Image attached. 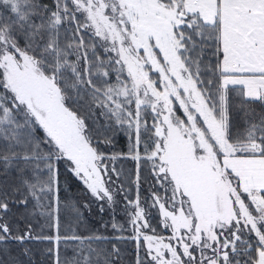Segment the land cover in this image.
I'll list each match as a JSON object with an SVG mask.
<instances>
[{"label":"snow or ice","instance_id":"1","mask_svg":"<svg viewBox=\"0 0 264 264\" xmlns=\"http://www.w3.org/2000/svg\"><path fill=\"white\" fill-rule=\"evenodd\" d=\"M38 253L264 264V0H0V264Z\"/></svg>","mask_w":264,"mask_h":264},{"label":"trees","instance_id":"2","mask_svg":"<svg viewBox=\"0 0 264 264\" xmlns=\"http://www.w3.org/2000/svg\"><path fill=\"white\" fill-rule=\"evenodd\" d=\"M128 163L130 164V162H128ZM72 194L77 195L75 189H73V193ZM78 198H79V196H78ZM94 210H95V208H94ZM103 219L104 220H107L108 219V216L105 215L103 217ZM90 221H91V223L93 225L99 226V222L101 221V217L99 215H96L94 217H90ZM81 231L83 232V231H85V229L84 228H81ZM61 251H62V257H68V258H70L73 255V252H72V249L71 248H68V249H63L62 248ZM36 259H37V262L39 264V262L41 260V257L39 255V253L37 254ZM129 259L131 260L132 257L129 256ZM44 264H51V261H45Z\"/></svg>","mask_w":264,"mask_h":264}]
</instances>
